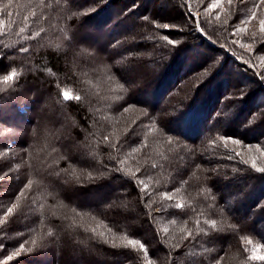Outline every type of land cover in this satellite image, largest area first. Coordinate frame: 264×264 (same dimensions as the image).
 Masks as SVG:
<instances>
[{
  "label": "trees",
  "instance_id": "obj_1",
  "mask_svg": "<svg viewBox=\"0 0 264 264\" xmlns=\"http://www.w3.org/2000/svg\"><path fill=\"white\" fill-rule=\"evenodd\" d=\"M143 1L116 4L126 8L124 14L137 10L151 19L150 32L144 36L141 31L136 44L155 45L154 53L165 57L159 86H172L165 90L163 107L170 106L168 98L187 80L195 81L188 95L198 98L175 107L172 116H162L164 108L140 103L132 93L119 60L91 63L117 40L109 38L101 53L90 54L81 18L103 9H88L86 0H0V71L7 66L0 74V112L19 113L24 103L34 108L41 94L33 99L26 94L36 81L48 90L53 86L60 105H76L83 123L82 136L76 130V138L88 149L87 168L108 165L120 178L106 183L108 192L134 194L136 210L143 215L139 222L130 213L117 222L95 203L72 208L89 224L84 233L107 264H264V0H152L154 8ZM81 5L80 13L71 14ZM172 11L174 19H160V13ZM60 13L68 20L54 18ZM193 45L202 51L188 58ZM29 114L35 112L21 110L9 119ZM130 116L132 125L120 131L121 121ZM34 145L28 146L31 152ZM9 149L3 146L1 156L8 158ZM50 164L49 170L62 168ZM205 165L212 170L200 180ZM220 169L229 176L218 174ZM71 175L64 178L74 181ZM31 179L30 172L17 185L32 189L36 182ZM79 191L87 194L85 188ZM28 214L3 221L5 213H0V264H54L60 258L46 260L56 252V230L47 233L45 242H51L38 249L39 259L26 255L36 249L15 235L33 224L22 219ZM40 218L48 220L43 213ZM76 259L77 264L103 260Z\"/></svg>",
  "mask_w": 264,
  "mask_h": 264
},
{
  "label": "rangeland",
  "instance_id": "obj_2",
  "mask_svg": "<svg viewBox=\"0 0 264 264\" xmlns=\"http://www.w3.org/2000/svg\"><path fill=\"white\" fill-rule=\"evenodd\" d=\"M89 1L94 2L90 3ZM86 2L85 5L90 4L87 6L88 9L91 8V5L94 10L103 9L96 16L81 18L85 27L81 34L89 33L88 38L85 39L87 46L90 47V54L94 55L96 51L101 53V49L105 47L109 38L117 40L114 45L107 47L106 55L102 56L96 53L97 58L94 62L91 61V63L99 64L102 60L104 63L107 61L114 63L115 60H119L120 64H122L123 74L129 79L132 93L140 99V103L150 105L152 108L157 104V107L164 108L161 110L162 116H172L171 114H174L175 107L181 106L180 109L184 108L187 103H190L191 100L197 97L194 95L191 98L192 96L188 95L189 91L191 92L195 89V81L187 80L179 87L177 92L168 98H171L170 102L172 106L170 104V106H167L168 108L163 107L166 103L165 90L172 86L169 84L165 86L160 84L159 86V72L161 69L164 70L167 67V65H164L166 64L163 59L165 57L154 53L155 45L136 44L141 31L144 36L148 31L150 32L151 19H143V16L139 15L137 10L124 14L126 8L120 9L119 4H116V0H86ZM143 2H145L144 5L150 8L157 6L152 0H144ZM85 5L77 6L71 14L80 13ZM98 12L95 11L93 14ZM173 13L175 12L172 11L171 14L162 12L160 13V19H174L173 17L176 15ZM146 14L143 13L144 16ZM60 15L61 13L56 14L54 18L60 17L64 20H68L69 18L67 14L64 15V18L63 15ZM108 18H111L112 21L107 23ZM116 36L118 37L115 38ZM119 48H122V51ZM82 51L85 53V49ZM201 51V47L191 46L188 49L190 56L188 58H195V55L200 54ZM134 53L135 57L129 56L131 54L134 55ZM213 54L215 53L212 52ZM201 59H197L196 62L200 63ZM30 69L32 71L31 74L36 76L38 73L36 71L37 68L32 66ZM93 69H95V66ZM6 70L7 66L0 71V74ZM41 80L43 81V79ZM51 91H53V86L48 90L46 87H41L40 81H36L35 84L30 86L26 98L33 99L37 97L38 93L41 94V98L36 101L34 108H30L28 104L24 103L22 104L23 106L19 107V110L20 112L22 110L24 113L35 112L34 116L29 114L31 119L35 120L34 123H31L30 117L27 116L24 119L15 118V122L10 121L9 117H14L20 114V112L16 113L13 110H10V113L8 111L0 112V213H5V215H2L3 221L6 220L7 216L12 221L14 218L19 219V215H22L25 211L29 213L22 219L26 220L27 223L30 219L33 224L21 232H16L15 235L17 237L20 234L22 236L21 240L26 239L36 249L27 251L26 255L39 259L41 252L38 249L49 248L46 246L51 242L46 241L48 244H45V240L48 238L47 233L51 230L52 232L56 230L55 233H58V237H53V242L56 241L57 243L55 244L56 252H53L46 260H49L51 257H60L58 261L55 258L54 264H77L76 256L83 255L87 256L89 260L98 261L103 259L98 264H107L104 254L94 246L95 244L92 242L91 237L85 234V226H89V224L85 223L84 217L72 214V208L76 206V203L81 204V207H93L95 203L99 208L103 206V210L107 209L105 213L101 210L103 215L112 217L117 222V219L121 218V216L127 219L129 213L132 219L135 215L139 222V220L143 219V215H140L141 213H138L139 211L136 210L134 204L136 196L134 194H126L120 197V194H117L120 189L117 193L108 192L107 182L117 179L120 182L118 175L111 173L112 170L108 165L102 168L99 166L98 168H87L91 167L88 160V149L81 143L80 138H76L77 131H79L78 137L82 136V131L79 129L83 124L82 119L74 110L76 105L68 104V107L60 105L58 97L51 93ZM235 93L236 91H234V95ZM237 96L239 95H235L234 102L239 100ZM184 104L185 106H182ZM126 119L128 120L121 121L122 128L119 129L120 131L132 125L133 120L131 116ZM30 142H35L32 148L33 152H31V148H28ZM6 145L12 148L9 149V151L11 150V154H8V158L6 155L4 157L1 156L3 146ZM60 149L63 150L60 151ZM66 156L69 157V160L66 159ZM47 162L48 164L56 163L57 166L61 164L62 168L55 166L49 170ZM45 169H47L46 173ZM91 170H97L98 172ZM210 170L212 168L206 165L203 166L198 174L200 180H203ZM30 172L31 178L36 183L33 184L32 189L27 187L23 190L17 185V182L21 183L26 176L29 177ZM218 172L220 175L229 176L222 169ZM68 174H72L71 180L74 181H68L64 178ZM49 178L55 180L56 183H53ZM96 185H99L100 188H92ZM81 188H85V193H87L85 196L81 195L84 193L83 191H79ZM123 189L121 190L127 191V188L125 189L124 187ZM39 195H41L42 200L38 202ZM61 199L66 203L65 207L60 204L59 200ZM132 211L134 214L131 213ZM9 213H14V217L8 215ZM42 213L48 218L45 222L40 221ZM136 219L134 218V220ZM65 239L66 242L64 241ZM42 241L44 242L42 243ZM57 245H60L61 253ZM62 249H64V252H62Z\"/></svg>",
  "mask_w": 264,
  "mask_h": 264
},
{
  "label": "snow or ice",
  "instance_id": "obj_3",
  "mask_svg": "<svg viewBox=\"0 0 264 264\" xmlns=\"http://www.w3.org/2000/svg\"><path fill=\"white\" fill-rule=\"evenodd\" d=\"M66 96H67V94H65ZM142 247H143V245H142Z\"/></svg>",
  "mask_w": 264,
  "mask_h": 264
}]
</instances>
